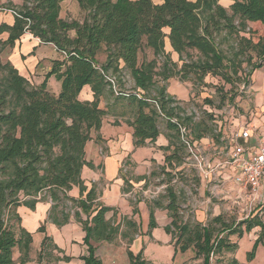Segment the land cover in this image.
Instances as JSON below:
<instances>
[{
	"label": "trees",
	"instance_id": "trees-1",
	"mask_svg": "<svg viewBox=\"0 0 264 264\" xmlns=\"http://www.w3.org/2000/svg\"><path fill=\"white\" fill-rule=\"evenodd\" d=\"M23 1L20 9H14L15 25L0 27V34H10L7 41L0 40V264H16L13 254L17 247L21 252L19 263L29 262L33 236L21 227L17 210L22 206L34 210L38 202L47 198L53 202L51 219L55 218L57 207L62 206L65 211L68 203H72L70 208L79 206L88 215L86 221L77 215L89 247V254L83 260L85 264H102L91 242L113 241L120 234V226L106 219L111 211L106 207L97 210L90 219L96 199L94 189L78 201L68 196L73 187H78L81 195L87 192L82 172L87 164L85 149L92 131H100L109 108L112 112L121 109L122 115H132L127 124L134 129L135 146L140 147L157 141L160 121L164 120L171 132L170 144L165 148L171 153L166 156L164 174L167 168L175 169L174 164L181 165L190 156L185 141L193 145L195 140L206 137L219 139L214 115L197 122L194 114L181 115L182 109L166 93V87H161L155 96L152 91L158 79L167 82L178 78L180 82L195 83L194 78L202 82L207 76L219 78L239 90L243 64L247 62L242 57L250 52L256 54L260 61L252 65V72L264 66V35L254 41L249 28L250 24L264 28V0H162L161 4L154 0H77L86 13L82 22L60 18L61 3L65 0ZM222 1L231 3L230 8H225ZM222 32L240 40L232 60L220 52L216 42ZM26 33L45 44H53L66 56L64 62L55 63L47 74V79L55 76L61 82L59 94L47 89L48 80L36 88L10 62L2 61V53ZM166 38L178 56L177 61H172L165 51ZM146 49L152 50L156 58L164 57L161 67L156 59L140 61V54ZM100 52L106 54L103 63L97 59ZM190 52H196L197 58L188 61ZM248 57L252 62V56ZM129 75L135 83L131 93L124 88ZM246 78L244 82L248 86ZM86 86L93 92L91 102L80 99ZM224 90L220 91L224 99L220 106L208 99L205 104L220 110L225 101L233 104L236 97ZM103 100L108 102L107 109L100 106ZM160 174L154 172L151 178ZM167 176L171 177L168 173ZM149 178L143 179L149 183ZM169 196L167 208L176 212V197L172 192ZM176 216L171 215L172 224L166 228L172 234L175 228L174 235H180L175 242L176 250L185 253L194 248L197 256L203 258V264H212L211 257L216 253L235 250L222 237L225 233L241 237L244 232L260 227V239H264V223L258 217L217 232L214 224L221 221L219 217L210 225H198L191 230L187 225L179 226ZM151 219L153 228V213ZM68 220V215L63 214L60 223ZM243 226L245 230L241 229ZM185 235L192 239L182 245ZM47 242L45 239L43 247ZM129 258L130 264H146L141 256L130 252Z\"/></svg>",
	"mask_w": 264,
	"mask_h": 264
},
{
	"label": "crops",
	"instance_id": "crops-1",
	"mask_svg": "<svg viewBox=\"0 0 264 264\" xmlns=\"http://www.w3.org/2000/svg\"><path fill=\"white\" fill-rule=\"evenodd\" d=\"M71 1L75 2L78 10L81 11L78 2L76 0ZM154 2L161 4L162 0ZM23 4V0H0V27L2 25L13 27L16 22L14 9H20ZM82 16L84 15L82 14ZM78 20L82 22L84 17L81 18L80 16ZM9 35L8 32H3L0 34V40L7 41ZM171 48L169 52L173 53ZM4 54L6 62H10L32 86L39 88L48 80V90L55 94L61 92L62 84L55 76L47 79V74L52 71L54 64L62 63L65 60L62 56L63 53L59 52L53 44H45L39 38L26 33L15 42L13 47L7 48ZM259 76L263 79L261 87ZM259 76L257 74V80L255 78V90L257 92L261 90V96L256 103V114L252 111L250 116L248 113L239 116V119L243 120L249 117V121L246 119L248 123L245 120L239 122L235 118L230 119L229 112L222 111L219 123L216 121L220 125L219 130L215 131L217 135H220V138L206 137L195 140L193 144L202 150L211 146L216 154L219 153L221 147L226 150V158L219 156L211 161L202 156L206 163L207 172L199 171L200 176L214 183L216 188L213 187V191L217 193L220 192L222 186L235 185L238 188L236 194L243 197L250 206L253 199L250 190L242 188L236 183L237 171L234 166L228 163L234 150L233 135L235 132L241 131L247 126L253 127L251 138L240 141V144L246 147L248 156L256 151L258 135L264 133V74L261 73ZM174 83L179 85V80L171 78L165 82L167 94L170 91L168 86L170 87ZM183 94L185 95L181 98L178 97L181 102L189 99L187 90ZM80 99L90 102L94 100L90 86L83 88ZM104 106L107 107L106 102ZM114 112L113 116L108 115L104 118L99 132L92 131L91 140L86 145L87 164L82 172V180L87 187V192L81 195L78 187H73L68 192L71 199L78 201L85 199L88 192L94 189L96 199L93 203L90 219L97 214V210L106 207L111 209L106 214V219L115 226H120V234L113 241L91 242L95 249V256L102 264H130L129 252L134 256H141L142 261L146 264H185L186 252L178 253L179 250H176L173 234L166 231V228L172 224L171 212L167 208L169 202L164 204H160L159 201L153 202L147 193L151 191V182L153 183L162 175L165 176V174H161L151 178L152 173H161L157 170L162 171L166 156L171 153V151H165V148L170 144L168 134L171 132L164 124H161L159 126L160 135L154 144L148 143L136 147L134 129L127 124V120L131 119L127 116L130 115H122L121 109ZM182 164L186 165V163ZM178 166L174 164L175 169ZM175 169L167 168L166 171ZM144 177H150L149 188L147 187L148 182L143 179ZM218 181L220 184L217 183ZM260 194V202L253 206L257 212L241 221L258 217L264 223V186L261 188ZM233 196L227 192V198ZM133 201L136 203L135 205L132 203ZM70 206L72 203L67 204L65 211L62 210V206L57 207L53 219L49 218L53 209V202L49 198L38 202L34 210L24 206L18 208L21 227L33 236L29 262L26 264H85L83 258L89 254V247L85 244L87 234L78 221L77 215L79 214L83 221L87 220L88 215L83 213L79 206L71 208ZM62 211L63 214L68 215V222L60 223L63 218ZM151 213H153L155 224L153 228L151 227ZM241 221L235 222L233 225L237 226ZM41 228L44 229V232H40ZM241 229L245 230V227L243 226ZM261 231L260 227H256L250 232H244L241 237L238 234H229L228 243L235 250L216 253L212 255L211 262L213 257L227 253L226 264H264V239H260ZM45 239H48V242L46 247H43ZM256 243L258 245L254 250ZM153 250L161 252L163 256L152 255ZM42 251V259H40ZM251 254L252 258L250 257ZM20 257L21 252L17 247L13 254L16 264H20ZM199 258L203 262V258ZM223 259L224 257L216 258V263L220 264V260Z\"/></svg>",
	"mask_w": 264,
	"mask_h": 264
},
{
	"label": "rangeland",
	"instance_id": "rangeland-1",
	"mask_svg": "<svg viewBox=\"0 0 264 264\" xmlns=\"http://www.w3.org/2000/svg\"><path fill=\"white\" fill-rule=\"evenodd\" d=\"M77 1V0H76ZM154 1H159V0H154ZM161 1V0H160ZM222 5L229 9L230 4L228 1H222ZM61 16L60 18L63 20H78V18H85L86 13L84 11L78 10V7L76 6V3L71 1V0H65L64 2L61 3ZM82 14L84 16H82ZM74 18V19H73ZM79 21V20H78ZM252 35V39L254 41H257L259 37L264 35V28L260 24H250L249 26ZM251 35H246V37H250ZM70 37H74V33H70ZM216 42L219 44V50L222 52V54L228 59L232 60L233 59V54L235 51V48L239 46L240 40H238L236 37H230L227 35L226 32H222L216 37ZM170 42L166 38L165 39V51L167 54L171 55L172 61H177V56L171 52L170 50ZM172 49V48H171ZM140 54V61L142 62L143 60H146L147 62L153 61L156 59L159 62V65L164 63L165 59L163 56H160L158 58L154 57L153 51L150 49L143 50ZM64 59H66V56L63 54L62 55ZM248 56H252V62H249ZM2 61L6 62V57L4 52L2 53ZM193 59L197 58V53L196 52H190L189 56L187 57L188 61H191ZM97 59L99 63H103L106 60V54L104 52H100L97 55ZM242 59H246L247 62L243 64V81L239 83L240 89L235 90L232 88L231 85H227L224 82H222L219 78L212 77V76H207L202 82L196 78L195 83L193 82H180L179 81V86L178 84H171V86H168V89H170L169 93L172 95H169L171 97H174L177 101V105L182 109V114L181 115H192L194 114L195 116V121L199 122L202 119L208 118L210 114L214 115V124L216 125V130H219V124H217L216 121H220L221 117V112H229L228 115L230 114L229 118H235L239 122H242L243 119H239V116L245 115L246 113L249 114L252 111H256V103L258 98L261 96V90L257 92L255 90V78L256 75L258 76L263 73L264 74V66L261 70H256L252 72V65L258 63L260 60L256 56L254 52L248 53L246 57H242ZM65 61V60H64ZM252 72V73H251ZM251 73V75H250ZM246 75L247 78H246ZM250 75V77H249ZM241 76V74H240ZM249 77V79H248ZM260 80V87L262 86V77ZM244 78L249 80V85L245 86ZM178 79V78H177ZM257 80V78H256ZM176 82V81H175ZM258 85V84H257ZM166 87L167 90V84L165 85V82L158 79L157 80V85L152 91V95L155 96L158 94V90L161 87ZM183 87V88H181ZM125 90L127 93L134 92L135 88V83L132 79V77L129 75L126 78V84H125ZM188 91L189 94V99H187L185 102H181L179 98L184 96L185 91ZM222 89H225V93H229L228 95L235 96V100L233 104H228V101H225V104L223 105V109H217L215 107H212L210 105L205 104L206 100H210L216 107L220 106L223 99L222 95ZM259 95V96H258ZM179 97V98H178ZM112 98L110 99V103H112ZM256 101V102H255ZM108 103L107 101H102L101 102V107L103 105ZM107 109L106 106L103 107V109ZM110 109V108H109ZM108 109V115L113 116L112 114L115 113L114 111H109ZM258 109V108H257ZM225 112V113H227ZM107 115V116H108ZM106 116V117H107ZM128 118L132 119V115L127 116ZM249 121V117L246 118ZM245 122H247V120ZM243 120V121H244ZM236 122V121H235ZM238 122V123H239ZM161 124H164L166 126V122L164 120L160 121ZM230 123V122H229ZM248 123V122H247ZM250 124V122H249ZM199 146L194 149L195 155L198 156L199 159H201V156H204L211 161L214 160L215 158H218L219 156L222 158H226V150L224 148H220V151L218 154L214 153V149L210 146L209 148L202 150L200 149ZM187 152L190 153V156L185 157L183 160V163H186L184 166L183 164L178 166L175 170H168V175L171 177L167 176V173L162 175L158 181L155 180L153 183L151 182L150 184L152 185L150 187L151 191L150 192H156L157 190H161L157 196V198L151 199L153 202L159 201L160 204H164L166 202L171 201V198L169 196V192H172L175 197L176 201L178 203L177 205V210L176 212L172 211L171 215L176 214V218L178 220V225L179 226H189L191 230H194L198 225H210L211 223H214L215 219L217 217L221 218L220 222H217L214 224V228L218 231L224 229L225 227H232L233 223L239 222L246 217H250L257 212V210H252L251 212V206L250 204L246 203L243 197L238 196L236 194L238 192V188L235 187V185H227L226 187L222 186L220 189V192H214L213 187H215L214 183H211L208 179L202 178L201 171L198 168V160H196L195 156L191 154L189 150ZM158 172H161V174H164L160 169L157 170ZM200 171V172H199ZM160 174V175H161ZM147 183V187H148ZM148 187V188H149ZM147 190V188H146ZM149 190V189H148ZM171 190V191H170ZM148 193V197L151 196V193ZM227 192L229 194L234 195L233 197L227 198ZM234 193V194H233ZM157 199V200H156ZM132 201V200H131ZM208 202V203H206ZM134 205L136 204L134 201L132 202ZM251 212V213H250ZM173 221V218H172ZM173 230V237L176 240L180 238V235L178 234L177 236L175 234V228H172ZM126 231V230H124ZM172 233V230H171ZM216 236H219L216 234ZM223 238L228 241L229 234L225 233ZM189 239H192L189 235H185L181 239V244L184 245L186 241H189ZM194 248H191L186 251V262L185 264H202V259H200L197 256V253L195 252ZM179 254H181V251H178ZM152 255L155 256H163L161 252L159 251H152ZM224 257L223 260H220V264H226L228 254L224 253L223 255H219L216 257H213L212 264H217L216 263V258Z\"/></svg>",
	"mask_w": 264,
	"mask_h": 264
},
{
	"label": "built area",
	"instance_id": "built-area-1",
	"mask_svg": "<svg viewBox=\"0 0 264 264\" xmlns=\"http://www.w3.org/2000/svg\"><path fill=\"white\" fill-rule=\"evenodd\" d=\"M64 54V53H63ZM252 126H247L241 131L235 132L233 135L234 150L231 154L228 164L234 166L237 171L236 183L242 188L249 189L252 195L251 212L253 206L257 205L261 197L260 190L264 186V133L258 135L256 151L252 155H247V149L244 145L240 144L241 140H249L251 138ZM188 150L196 160H198V168L203 173L206 171V163L195 155L194 149L196 146L191 145L185 141ZM160 179H158L159 181ZM220 184V181L217 182ZM150 192L151 199L157 198L159 192ZM250 212V213H251Z\"/></svg>",
	"mask_w": 264,
	"mask_h": 264
}]
</instances>
